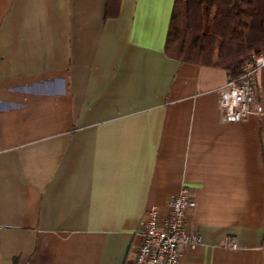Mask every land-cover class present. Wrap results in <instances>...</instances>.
<instances>
[{
	"label": "crops",
	"instance_id": "0c3cea01",
	"mask_svg": "<svg viewBox=\"0 0 264 264\" xmlns=\"http://www.w3.org/2000/svg\"><path fill=\"white\" fill-rule=\"evenodd\" d=\"M174 3L0 0V264H133L183 187L180 264H264V68L223 121L231 73L165 53Z\"/></svg>",
	"mask_w": 264,
	"mask_h": 264
},
{
	"label": "trees",
	"instance_id": "16d2710c",
	"mask_svg": "<svg viewBox=\"0 0 264 264\" xmlns=\"http://www.w3.org/2000/svg\"><path fill=\"white\" fill-rule=\"evenodd\" d=\"M122 0H106L105 19L117 18ZM264 47V0H175L166 40L169 58L223 66L242 74Z\"/></svg>",
	"mask_w": 264,
	"mask_h": 264
},
{
	"label": "built area",
	"instance_id": "2783aa9c",
	"mask_svg": "<svg viewBox=\"0 0 264 264\" xmlns=\"http://www.w3.org/2000/svg\"><path fill=\"white\" fill-rule=\"evenodd\" d=\"M264 68V57L253 53L238 77L229 76L227 84L219 92V110L225 122H243L252 113L258 101V75ZM195 207L192 192L183 187L168 203V215L163 220L157 209L147 212L143 240L133 264H180L187 246L199 245L201 235L188 228L189 211ZM237 248V244H231Z\"/></svg>",
	"mask_w": 264,
	"mask_h": 264
}]
</instances>
